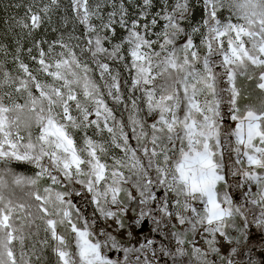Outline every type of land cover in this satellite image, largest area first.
<instances>
[{
  "label": "snow or ice",
  "instance_id": "1",
  "mask_svg": "<svg viewBox=\"0 0 264 264\" xmlns=\"http://www.w3.org/2000/svg\"><path fill=\"white\" fill-rule=\"evenodd\" d=\"M0 8V264H264V0Z\"/></svg>",
  "mask_w": 264,
  "mask_h": 264
},
{
  "label": "rangeland",
  "instance_id": "2",
  "mask_svg": "<svg viewBox=\"0 0 264 264\" xmlns=\"http://www.w3.org/2000/svg\"><path fill=\"white\" fill-rule=\"evenodd\" d=\"M223 11V18L225 19V20H235V17H233V16H231V13L227 10V9H224V10H222ZM150 229V225H148V230ZM147 230V231H148ZM48 255L51 257V252H50V250H49V253H48ZM54 259V258H53Z\"/></svg>",
  "mask_w": 264,
  "mask_h": 264
},
{
  "label": "trees",
  "instance_id": "3",
  "mask_svg": "<svg viewBox=\"0 0 264 264\" xmlns=\"http://www.w3.org/2000/svg\"><path fill=\"white\" fill-rule=\"evenodd\" d=\"M5 3H7V0H4ZM0 16H3V9L0 8Z\"/></svg>",
  "mask_w": 264,
  "mask_h": 264
},
{
  "label": "water",
  "instance_id": "4",
  "mask_svg": "<svg viewBox=\"0 0 264 264\" xmlns=\"http://www.w3.org/2000/svg\"><path fill=\"white\" fill-rule=\"evenodd\" d=\"M148 230V225H145V231H147Z\"/></svg>",
  "mask_w": 264,
  "mask_h": 264
}]
</instances>
